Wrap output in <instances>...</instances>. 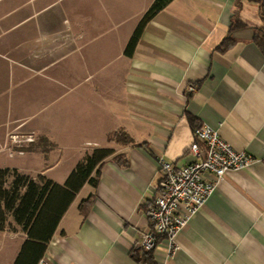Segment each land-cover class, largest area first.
Masks as SVG:
<instances>
[{
    "label": "crops",
    "instance_id": "1",
    "mask_svg": "<svg viewBox=\"0 0 264 264\" xmlns=\"http://www.w3.org/2000/svg\"><path fill=\"white\" fill-rule=\"evenodd\" d=\"M152 1L0 0V169L62 185L72 170L51 174L69 157L59 151L89 147L73 166L94 149L122 155L126 165L108 159L97 185L79 191L44 259L141 264L133 254L150 229L144 210L161 176L157 159L185 165L193 129L208 126L254 160L224 174L177 233L173 257L160 238L154 258L157 264H264V56L253 42L258 6L173 0L127 57L125 46ZM236 12L246 27L219 51ZM81 65L84 76L76 79ZM120 131L137 146L110 139ZM12 132L33 133L36 143L9 157ZM88 196L82 214L78 205Z\"/></svg>",
    "mask_w": 264,
    "mask_h": 264
},
{
    "label": "trees",
    "instance_id": "2",
    "mask_svg": "<svg viewBox=\"0 0 264 264\" xmlns=\"http://www.w3.org/2000/svg\"><path fill=\"white\" fill-rule=\"evenodd\" d=\"M171 1L173 0L152 1L125 46L124 54L127 57L133 55L147 24ZM249 1L258 6L261 24L254 29L253 42L264 56V0ZM239 3L240 0L237 4ZM244 27L246 24L239 19L237 12L234 13L228 35L217 49L224 51L229 48L234 42L232 33ZM188 121L192 122L190 116ZM110 139L120 145L137 146L123 131L114 133ZM108 159L122 166L127 164L122 155H115L111 149H94L75 165L62 185L43 176L30 177L14 168L0 169V231L9 229L25 236L13 264H38L44 258L47 245L68 207L84 185H97L101 167ZM89 201L90 196L79 203L78 209L82 214ZM133 257L141 264H157L154 250L146 251L141 246L134 251Z\"/></svg>",
    "mask_w": 264,
    "mask_h": 264
},
{
    "label": "built area",
    "instance_id": "3",
    "mask_svg": "<svg viewBox=\"0 0 264 264\" xmlns=\"http://www.w3.org/2000/svg\"><path fill=\"white\" fill-rule=\"evenodd\" d=\"M189 92L194 88L189 86ZM10 146L6 148L9 157L22 155L25 149L36 142L33 133L12 132L8 135ZM191 158L183 166L157 159L161 176L153 190V198L146 204L144 214L150 222V229L142 234L140 246L155 250L160 238L167 241V256L173 257L178 245L177 233L204 206L207 198L230 170H240L253 162L246 152H237L208 126H199L192 131V142L188 148ZM211 174L213 179L206 180ZM38 264H50L44 258Z\"/></svg>",
    "mask_w": 264,
    "mask_h": 264
},
{
    "label": "rangeland",
    "instance_id": "4",
    "mask_svg": "<svg viewBox=\"0 0 264 264\" xmlns=\"http://www.w3.org/2000/svg\"><path fill=\"white\" fill-rule=\"evenodd\" d=\"M64 66V64H59V67ZM82 65L81 68L76 72L77 74L75 75L76 79H82L84 76V71L82 70ZM36 143V142H35ZM33 143L32 145H34ZM31 145L25 149L27 151ZM81 147V148H80ZM79 148H71L69 150L65 151H59L60 153H63V156H69L66 159V163L63 165H60L53 170V173L51 174H56L58 172H66L68 169L73 170L75 166H73L71 163L74 160L73 158L75 156H79L82 154V148H87V146H81ZM32 177V176H30ZM25 239V236L19 232V231H11L9 229H5L3 231H0V264H13V261L19 252L20 246Z\"/></svg>",
    "mask_w": 264,
    "mask_h": 264
}]
</instances>
